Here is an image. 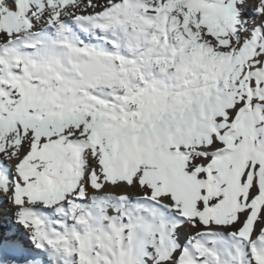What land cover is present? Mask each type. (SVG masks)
Masks as SVG:
<instances>
[{
	"label": "snow or ice",
	"instance_id": "1",
	"mask_svg": "<svg viewBox=\"0 0 264 264\" xmlns=\"http://www.w3.org/2000/svg\"><path fill=\"white\" fill-rule=\"evenodd\" d=\"M0 264H264V0H0Z\"/></svg>",
	"mask_w": 264,
	"mask_h": 264
}]
</instances>
